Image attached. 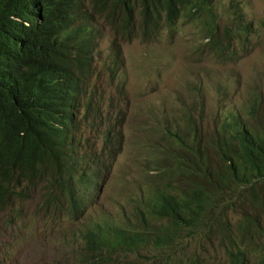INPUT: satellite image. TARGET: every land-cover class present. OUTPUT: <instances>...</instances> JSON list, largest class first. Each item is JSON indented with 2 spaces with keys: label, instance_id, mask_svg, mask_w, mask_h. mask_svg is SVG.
Returning a JSON list of instances; mask_svg holds the SVG:
<instances>
[{
  "label": "trees",
  "instance_id": "obj_1",
  "mask_svg": "<svg viewBox=\"0 0 264 264\" xmlns=\"http://www.w3.org/2000/svg\"><path fill=\"white\" fill-rule=\"evenodd\" d=\"M182 18L196 24L223 62L235 58L233 43H249L256 29L264 31V21L257 27L245 22L242 12L222 27L216 0H0V257L17 249L20 230L27 241L37 239L42 216L79 220L95 204L94 195L109 180L125 143L129 100L116 40H171ZM104 28L115 38L111 53L101 59ZM259 112L256 100L246 118L239 109L231 110L214 141L207 142L226 164V172L216 178L235 185L247 210L237 222L240 233L222 221L233 203L220 207L213 192L157 191L153 213L172 228L163 227L154 242L172 244L187 230L194 234L217 227L228 248L223 264H264V113ZM197 132L194 127L189 140H176L207 164ZM206 173L213 178L212 171ZM37 191L39 203L29 213L26 203L34 202ZM83 239L80 264L89 262L95 247L103 254L149 243L143 231L120 226L88 229Z\"/></svg>",
  "mask_w": 264,
  "mask_h": 264
},
{
  "label": "rangeland",
  "instance_id": "obj_2",
  "mask_svg": "<svg viewBox=\"0 0 264 264\" xmlns=\"http://www.w3.org/2000/svg\"><path fill=\"white\" fill-rule=\"evenodd\" d=\"M216 3L222 27L239 12L244 14L245 22L253 20L256 26L264 21V0H216ZM104 32L99 49L102 59L111 53L110 45L115 38L107 28ZM116 44L121 49L119 72L127 80L129 101L124 126L126 140L109 180L94 195L95 204L81 219H67L65 214L42 216V223L38 224L42 231L32 242L26 240L25 230H20L21 243L17 249H9L4 258L0 257L2 264H80L77 252L83 235L99 226L139 229L149 243L135 249L106 250L91 264L228 261L227 242L217 227L194 234L187 230L172 244L154 242L163 227L172 226L168 219L157 217L152 206L157 191L178 196L192 190L213 192L220 207L233 203L222 214V221L231 225L235 235L240 233L238 227L242 224L237 222L247 210L238 199L235 185L223 184L216 178V173L226 172V164L207 142L214 141L221 119L231 110L239 109L246 118L249 105L256 100L260 101L259 115L264 113V31L261 27L256 29L249 43H233L236 58L227 62L216 58L196 24L185 18L179 23V33L171 40L163 36L145 43L137 38L121 44L117 39ZM242 44L244 49L240 47ZM107 78L104 74V84ZM194 127L203 142L202 148L206 149L207 164L201 155L188 152L176 140L177 136L189 140ZM201 164L206 172L212 171L214 183ZM39 194L33 193L34 202L26 203L27 212L35 210ZM32 229L35 230L34 226ZM253 240L260 241L258 237ZM246 243L247 240L240 241V246Z\"/></svg>",
  "mask_w": 264,
  "mask_h": 264
},
{
  "label": "clouds",
  "instance_id": "obj_3",
  "mask_svg": "<svg viewBox=\"0 0 264 264\" xmlns=\"http://www.w3.org/2000/svg\"><path fill=\"white\" fill-rule=\"evenodd\" d=\"M242 14H243V13H242ZM243 15H244V14H243ZM244 18H245V16H244ZM250 22H253L254 25H255V22H254L253 20L250 21ZM261 23H262V22H260V23L257 25V27L260 26ZM255 26H256V25H255ZM100 46H101V43H100ZM240 47L242 48V47H243V44L240 45ZM99 49H100V47H99ZM99 49H98V51H99ZM243 49H244V48H243ZM235 58H236V57H235ZM101 59H102V58H101ZM98 65L101 66V62H99ZM105 76H106V75H105ZM102 84H104L103 81H102ZM125 140H126V135H125ZM103 247H105V246H103ZM131 248H134V249H135V248H137V247H131ZM83 249H84V239H83V243H82V246L80 247L79 251H83ZM97 249H98V248L95 247V252H91V253H90V257H91V259L89 260L88 263L91 264V262H90L91 260H96V262H97V261L99 260V258L101 257L102 254H95V253L97 252ZM104 250H105V249H104ZM79 251H78V252H79ZM78 252H77V253H78ZM78 255H79V254H78ZM80 260H81V258H80V256H79V261H80ZM81 262H82V261H81ZM88 263H86V264H88ZM92 264H94V263H92Z\"/></svg>",
  "mask_w": 264,
  "mask_h": 264
}]
</instances>
